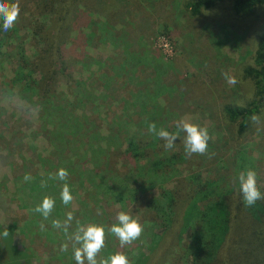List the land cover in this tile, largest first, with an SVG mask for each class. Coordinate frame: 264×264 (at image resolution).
Masks as SVG:
<instances>
[{
	"label": "trees",
	"instance_id": "trees-1",
	"mask_svg": "<svg viewBox=\"0 0 264 264\" xmlns=\"http://www.w3.org/2000/svg\"><path fill=\"white\" fill-rule=\"evenodd\" d=\"M220 2L191 0L187 8L196 17ZM231 2L237 15L264 6V0ZM77 10V0H0V50L15 64L5 84L16 89L20 99L36 100L39 126L51 127L49 151L36 153L35 161L22 158V164L32 165V173L27 168L15 177L20 190L24 187L33 196L24 227L37 229L32 235L49 238V245L59 249L79 217L100 225L108 237L96 242L109 264H264V194L244 199L241 190L225 188L220 177L188 172L191 163L183 147L182 152L168 151L181 148L183 135L178 125L169 130L161 118L154 55L132 54L122 46L117 62H103L106 71L98 82L105 90L114 81L131 89L121 97L118 115L110 114V106L100 118L104 135L81 111L96 101L103 105L105 94L93 96L78 85L56 91L54 77L65 62L67 45H74L72 17ZM104 30L108 28L103 27L102 39L107 36ZM22 31L30 34L32 58L26 54ZM241 73L252 98L221 108L238 136L264 110V34L258 38L252 64ZM176 167H183L187 176L178 174ZM169 182L172 187L166 188ZM80 188L93 200V210L78 198ZM74 196L79 209L70 208ZM129 201L140 214L137 228L129 217L119 215ZM111 206H116V220L110 218ZM68 208L74 216L67 220ZM13 232V226H0V264H31L26 250L14 245Z\"/></svg>",
	"mask_w": 264,
	"mask_h": 264
},
{
	"label": "rangeland",
	"instance_id": "rangeland-1",
	"mask_svg": "<svg viewBox=\"0 0 264 264\" xmlns=\"http://www.w3.org/2000/svg\"><path fill=\"white\" fill-rule=\"evenodd\" d=\"M189 2L77 0L80 11L73 15L71 29L74 45H67L65 62L54 77L55 89L66 92L69 85H78L93 96L105 94L103 105L96 101L81 111L95 120V131L104 135L106 127L100 118L106 116L110 106V114L118 115L120 99L131 89L114 81L105 90L98 82L99 75L106 71L103 64L107 59L117 62L122 46L132 54L154 55V66L159 72L157 104L163 112L161 118L166 120L169 130L178 125L179 135H183L179 139L181 148L168 151L182 152L183 147L191 163L188 172L211 179L220 177L225 188L239 189L244 199L255 200L264 194V110L238 136L236 125L224 118L221 108L224 104L243 105L252 98L250 84L241 72L252 64L258 38L264 34V6L249 15H237L231 0H222L213 9L193 17L187 8ZM103 27L108 30H104L107 36L102 39ZM19 34L24 36L26 54L32 58L30 34ZM14 67L10 54L0 50V226H13V243L26 250L31 264H109L105 253L98 250L108 237L100 225L79 217L59 249L49 245V238L32 235L37 229L24 227L33 196L24 187L20 190L15 177L23 176L27 168L32 173V165L22 164V158L35 161L36 153L49 151L47 138L51 127L39 126L36 100L20 99L18 91L5 84ZM176 168L178 174L187 176L183 167ZM164 186L170 188L172 182ZM77 194L86 208L93 210L94 202L85 191L80 188ZM72 201L70 208L79 209L76 196ZM130 203L121 207L119 215L129 217L137 228L140 214ZM114 211L110 218L116 220ZM73 216L68 208L65 218ZM122 238L126 243L129 237Z\"/></svg>",
	"mask_w": 264,
	"mask_h": 264
}]
</instances>
